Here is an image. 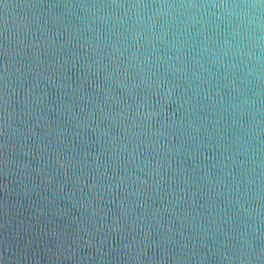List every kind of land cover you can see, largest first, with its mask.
Returning <instances> with one entry per match:
<instances>
[{
	"label": "water",
	"instance_id": "95a60500",
	"mask_svg": "<svg viewBox=\"0 0 264 264\" xmlns=\"http://www.w3.org/2000/svg\"><path fill=\"white\" fill-rule=\"evenodd\" d=\"M0 264H264V0H0Z\"/></svg>",
	"mask_w": 264,
	"mask_h": 264
}]
</instances>
